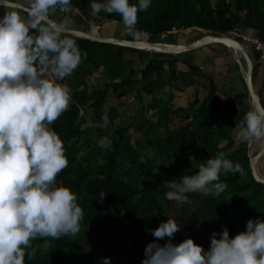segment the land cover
<instances>
[{"label": "trees", "instance_id": "obj_1", "mask_svg": "<svg viewBox=\"0 0 264 264\" xmlns=\"http://www.w3.org/2000/svg\"><path fill=\"white\" fill-rule=\"evenodd\" d=\"M215 1L211 4L210 0H152L147 10L138 12L134 29L129 32L126 28L125 38L133 40L136 34L142 33L172 38L175 35L173 27L181 31L222 35L238 26L248 32L264 26V0ZM71 2L81 11L83 17L76 16L80 20L87 19L98 25L105 20L125 25L119 13L102 10L92 14L91 0ZM71 37L86 56L73 73L65 77V82L70 78L73 81L70 84L72 102L52 127L61 136L69 161L58 174L57 182L70 186L77 193L84 217L75 235L58 239L35 238L29 249L33 255L31 258L26 255L25 264H104V257L110 258V264H142L146 245L157 239L152 235V229L168 217L180 224V230L171 238L173 242L191 237L207 249L213 231L219 233L227 227L229 235L233 236L245 229L249 218L264 215V184L256 182L252 176L247 141L239 140L234 132V127L238 131L243 120L241 112L248 107L246 86L223 103L222 93L211 78L205 98L200 100L195 96L186 108L175 105L171 101L172 94L167 93L147 105L146 115H142L137 124V130L143 135V144H138L127 134L125 125L120 126L110 137L112 144L104 152L103 163L92 170L83 166L78 159L80 147L77 145L85 133L84 125L91 124L88 129L103 131L102 117L106 114L111 122L117 115L113 112L115 108L106 109L107 98L116 93L120 96L126 94L120 82L126 51L137 53L141 61L137 73L146 92L138 88L136 94H152L161 89L166 65L173 76L181 79L200 71V68L188 65V72H176V60L169 59L173 55L150 54ZM252 53L254 58H260L259 53ZM258 66V63L254 66V73ZM101 67L108 82L103 88L87 93L81 88L83 79ZM83 110L87 113L81 118ZM173 115H181L183 120L176 134L162 139L149 135L152 126L160 125L163 119ZM88 141L89 138H85V142ZM144 147L151 148L154 157L144 158L140 152ZM219 152H225L234 163H240L243 174L222 172L220 179L228 185L225 190L217 195L188 193L190 199L180 203L177 212L171 216V201L165 196L166 190L161 189L163 182L195 174L200 164ZM167 239H160L159 243L163 244Z\"/></svg>", "mask_w": 264, "mask_h": 264}, {"label": "clouds", "instance_id": "obj_2", "mask_svg": "<svg viewBox=\"0 0 264 264\" xmlns=\"http://www.w3.org/2000/svg\"><path fill=\"white\" fill-rule=\"evenodd\" d=\"M70 2L27 0L23 9L9 8L0 15V264H25L26 255H33L29 249L35 238L75 235L84 217L77 193L57 182L69 161L52 127L72 102L65 77L86 56L74 38L46 22L50 9H66ZM151 2L91 0L90 9L94 15L102 10L119 13L131 32L138 12ZM102 120L106 127V114ZM237 138H264V111L249 110ZM98 143L110 148L112 141L103 137ZM222 172L243 174L244 169L219 152L195 174L164 181L165 196L184 203L192 192L217 195L228 187L220 179ZM179 230L180 224L170 217L152 229L157 239L146 245L142 264H264V219L249 218L245 229L233 236L227 227L213 231L207 249L191 237L173 242ZM103 260L110 264L109 257Z\"/></svg>", "mask_w": 264, "mask_h": 264}, {"label": "rangeland", "instance_id": "obj_3", "mask_svg": "<svg viewBox=\"0 0 264 264\" xmlns=\"http://www.w3.org/2000/svg\"><path fill=\"white\" fill-rule=\"evenodd\" d=\"M21 2L22 4H26L27 0H17ZM211 4H214L215 0H210ZM2 10L1 12H4L5 10H8L9 7L2 6L0 7ZM15 9V8H10ZM22 14L26 15L25 12H22ZM56 23L62 27V28H68V24L70 23V28L81 30L84 32H89L91 34L94 33V31L97 30V35L104 36L105 34H108V37H112L110 34H114L117 27H119L121 24L113 23L110 21H103L102 24L98 25L95 23H92L90 20L83 19L79 24L73 23L74 21H79L78 18H76L73 14H67L66 16H61L57 13H52L49 11L48 14ZM73 15V16H72ZM83 17L82 14H79ZM78 16V15H76ZM72 19V20H71ZM76 19V20H75ZM68 21V22H67ZM123 28H126L125 25H122ZM99 27V28H98ZM119 29V28H117ZM260 29H251L249 31H252L260 37L264 38V35L261 36ZM172 38H167L164 35L161 36H151L148 41H159V42H165V43H191L198 38L202 37L203 35H206V32H197V31H182L174 33ZM145 37L146 35L143 36ZM247 45V44H246ZM222 48L226 49L225 46H222ZM228 48L226 49V51ZM233 52V51H232ZM220 57L222 58L224 56V53L220 52ZM254 54H251V58L253 60ZM124 71L126 70L127 66L129 64H134L135 68L138 69L141 67V61L139 59V56L137 53H133L130 51H126L124 53ZM169 58V57H166ZM177 58V55L175 56ZM219 58V55L217 56ZM210 59V58H209ZM215 60H209L207 61L209 63V67L207 65V70H202L198 72H192L190 74V77H187L185 80L181 79L180 76L174 75L171 73V69L166 67V74L168 76H164L163 81V87L159 90H156L152 94L145 93L146 87H142L145 92L139 93V94H133L131 98L126 96H120L117 93L106 100L105 107L107 110L115 108L113 112L117 113V115L113 118L111 122H108V125L106 127H103V131H96L95 129H88L91 124H85L84 129L85 133L81 136L79 139L78 145L80 147L79 153H78V159L80 163L83 166H86L88 169L95 168L96 166L103 163V155L106 150V148H102L99 146L98 141L103 137L110 138L113 134V132L120 126H126L127 134H130L134 141H137L138 144H143V135L142 133L137 130V124L140 123L141 116L146 115V107L149 103L157 101L159 98L165 97V94L169 93L172 94V102H174L177 105H180L184 108L188 106V103L190 100H192L195 96L199 97L200 100L205 98L207 95L208 89H209V80L213 78L215 82L218 85L219 91L221 94V100L223 103H227L230 98H232L237 92H241L240 90V84L237 81V84L234 82V75L232 72H230V69L228 67H223L226 65L220 64V58L218 61ZM238 60V59H237ZM225 59L222 60L221 63H225ZM239 61V60H238ZM241 66L242 68H245V61L243 58H240ZM257 63H254L253 61V68L256 66ZM124 73V72H123ZM235 73V72H234ZM254 73V72H253ZM236 74V73H235ZM257 74V76H256ZM243 75V74H242ZM253 76V74H252ZM72 78L67 80V83L70 84L73 82L71 80ZM258 80V81H257ZM260 76H258V73H254V84L255 88L258 89L259 83H260ZM72 81V82H71ZM108 82V79L106 77V73L104 69L101 67L98 70H94L88 77L84 78L82 81L81 88H84V90L88 93L91 92L94 89L97 88H103L105 84ZM71 88V86H70ZM72 90V89H71ZM224 96V97H223ZM247 101L249 98H245ZM247 103L248 107L247 109L243 110L241 112V116L244 118L245 114L251 110L250 101ZM135 108V109H133ZM112 112V113H113ZM87 113L86 110L81 111L80 116L83 118V116ZM154 120L158 121V118L156 116H153ZM183 124L182 116L173 115L172 117L168 119H163L160 125H154L149 130V135L151 137L156 138H164L171 134H176L180 127ZM234 132H238L237 129L234 127ZM85 138H89V141L86 143ZM263 141L264 138L261 139H254L253 144V150L255 156L263 147ZM251 140L247 141V146L249 148ZM140 152L142 153L144 158H152L154 157V152L149 147H144L140 149ZM258 169L260 171V174L264 176V155L257 161ZM164 189V186L161 188ZM167 191V189H164ZM171 201V200H170ZM180 206V202L177 201H171V208H170V215L173 216L177 212V208ZM259 218H264V215L258 216Z\"/></svg>", "mask_w": 264, "mask_h": 264}, {"label": "water", "instance_id": "obj_4", "mask_svg": "<svg viewBox=\"0 0 264 264\" xmlns=\"http://www.w3.org/2000/svg\"><path fill=\"white\" fill-rule=\"evenodd\" d=\"M0 3H2L3 6L9 8H15V9L24 8V4H22L19 1L12 2L8 0H0ZM23 12L26 13V10H24ZM46 22L48 24L60 28L62 33L71 35L73 37L146 51L150 54L178 55L198 49L200 47L209 44H221L226 48L230 49L231 51H233V53L237 56L239 61L240 58L244 59L245 68H242L241 62H239V64L242 69L243 79L247 89L251 110L255 109L257 111H264V106L262 104V99H261L262 91L264 87V79L261 86L258 89H256L253 84V78H252V74H253V60L251 58L252 51L250 50V47L248 45L241 43L238 40H235L225 35H212V34L203 35L202 37L188 44L165 43V42L148 41V40L144 41L143 39L138 40L137 38L133 40H129L126 38H119V37H107V36H99V35L93 36L89 34V32H84L72 28H62L49 15L46 17ZM248 155H249V166L253 178L255 179L256 182L264 184V176L260 174V171L256 164L257 161L264 155V144L262 149L255 156H250V150L248 148Z\"/></svg>", "mask_w": 264, "mask_h": 264}, {"label": "crops", "instance_id": "obj_5", "mask_svg": "<svg viewBox=\"0 0 264 264\" xmlns=\"http://www.w3.org/2000/svg\"><path fill=\"white\" fill-rule=\"evenodd\" d=\"M1 11L2 10H0V13H3ZM76 18H78V17H76ZM78 20L79 21L72 20V22L79 24L81 22V20L80 19H78ZM67 24H68V28H70L71 24L70 23H67ZM110 24H111V22H110ZM117 28H119V29H117ZM117 28L115 30V33L114 34H110V35L112 37L125 38L126 32H127L126 28H123L122 25H120ZM255 29H257V28H255ZM258 29H260L259 30L260 34H261V36H263L264 34L262 32H264V26H262V27H260ZM249 32L251 34L258 35V34L252 32V31H249ZM96 33H97V30L94 31L93 34H96ZM107 35L108 34H105L104 36H107ZM258 36L260 37V35H258ZM222 46L223 45H221V44H209V45L200 47V48L192 50V51H188V52H185V53H182V54H178L177 58H175L176 55H173V57H170L169 59H171V60L175 59L176 60L175 65H174V67L176 69V72H188L189 71L188 65H194V66L206 71L207 70V68H206L207 65L209 67V63L207 61H209L210 59L211 60H213V59L215 60V57L217 59L216 61H218V59L220 58L221 60H220L219 63L223 64V65H226V66H223V67H226V68L228 67V69H230V72H232V74L234 75L233 77H234L235 84H237V81H238L239 84H240V90L242 91L244 89V87H245V83H244V79H243V75H242V69L240 67L239 61L237 60L238 58L230 49H228L226 51L227 48L224 49V48H222ZM220 52L224 53V56L222 58L220 57V55H221ZM218 55H219V58H217ZM224 59L226 60L225 63H221L222 60H224ZM253 61H254V63H258V65H259L258 66V70L255 73H258V76H260V78H261L260 83H259V87H260L262 82H263V79H264V62H263V60H260V58L259 59L253 58ZM134 66L135 65L133 63L129 64L127 66L126 70L124 71V73H123V75L121 77V80H120L121 87L126 93L124 96L129 97V98H131L133 94H136V90L138 88L143 90L142 89L143 85H140V83H139V76H138V73H137V69ZM166 67H168V68H170V67L167 66V65L165 66V75L168 76L166 74V70H167ZM256 76H257V74H256ZM252 78H253V84H254L255 83L254 82V76H252ZM254 86H255V84H254ZM144 88H145V86H144ZM247 98H248V96H247ZM261 99H262V104L264 106V87H263ZM248 101H249V99H248ZM175 105H177V104H175ZM178 106H180V105H178ZM133 109H135V108H133Z\"/></svg>", "mask_w": 264, "mask_h": 264}, {"label": "built area", "instance_id": "obj_6", "mask_svg": "<svg viewBox=\"0 0 264 264\" xmlns=\"http://www.w3.org/2000/svg\"><path fill=\"white\" fill-rule=\"evenodd\" d=\"M50 12L57 13L61 16H66L67 14H73L74 16L81 14V11L74 7L72 2L67 6L66 9H50ZM99 28V27H98ZM182 32L177 28H172V33ZM144 35H146L145 39L148 40L151 36L147 33L136 34V38L138 40L144 39ZM233 38L235 40L240 41L241 43L247 44L250 47L252 52H257L260 55V60H264V39L258 37L255 34H251L248 31L244 30L242 27H235L228 32L222 34Z\"/></svg>", "mask_w": 264, "mask_h": 264}, {"label": "bare ground", "instance_id": "obj_7", "mask_svg": "<svg viewBox=\"0 0 264 264\" xmlns=\"http://www.w3.org/2000/svg\"><path fill=\"white\" fill-rule=\"evenodd\" d=\"M89 34H91V33H89ZM91 35L95 36L96 34H91ZM144 41H146V40H144ZM253 144H254V139H252L250 144H249L250 156H253L254 151H255V150H253ZM263 144H264V141H263ZM257 167H258V164H257Z\"/></svg>", "mask_w": 264, "mask_h": 264}]
</instances>
